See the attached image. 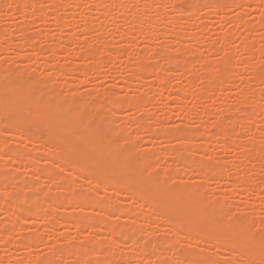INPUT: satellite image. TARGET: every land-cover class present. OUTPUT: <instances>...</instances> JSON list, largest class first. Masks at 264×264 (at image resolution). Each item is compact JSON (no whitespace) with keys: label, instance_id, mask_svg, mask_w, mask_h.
I'll return each instance as SVG.
<instances>
[{"label":"rangeland","instance_id":"1","mask_svg":"<svg viewBox=\"0 0 264 264\" xmlns=\"http://www.w3.org/2000/svg\"><path fill=\"white\" fill-rule=\"evenodd\" d=\"M19 1L20 0H18V2ZM52 1L53 2L56 1V3H59V4L53 3ZM113 1L117 2L118 0L117 1L116 0H24V2L20 1L21 3H17V0H15L14 2H16L19 5L22 4L24 6L25 10L23 9L21 10V9H18L19 7L16 8L17 4L14 3L15 5H13L12 0H0V69H1L0 71L6 72V74L0 72L1 74L0 76L5 75L4 77L3 76L0 77V82L1 80L2 82H4V83L1 82L3 84V86L2 85L1 86L7 89L6 86L9 85L8 83L10 80L11 85L15 86L17 84L16 86L18 90L22 89L24 91V89L25 90L27 89L31 93V90L34 88V90L36 91L35 92L36 94L35 93L33 94V91H32V93L30 94L32 98L39 97L40 100L43 99L41 101H46L45 99L52 98L53 100L51 99V101H54L53 105L57 106L60 112L61 110L63 111L65 108H67L66 105L70 106L69 103L72 102L73 104H71V107H69L71 110V113H69V115H70L72 122H74L75 126L80 127L81 130H83L84 125H86V128L90 127L89 130H91L92 128L93 130L95 129L93 133H95L96 131L99 133H102L101 134L102 140L104 139L105 141L108 142L109 140L111 141V139H113L116 144H121L124 150V155H122L123 157H121V161L125 157L129 159H140L144 156L146 152L147 157L150 156L148 157L149 158L148 166L150 167V169L148 168L149 170H147L146 174L150 175V177H155L156 174H158V172L160 171L163 172L165 168L169 167V164L171 162L170 159L172 160V162L174 160L175 164H177L175 165V169H174L175 172H173L172 174L171 173L172 171H171L170 173L171 175H174L175 173L176 176H177V173L179 174L177 177L175 176V181L178 184L180 183L181 185L186 183L185 186L187 185L188 187H190V185H198L200 190L204 193L208 202L212 203L210 204V207H212V205H215L216 203L222 200H227V203H230L227 210L230 208L228 210V213L231 214V215H228V217L229 216L232 217V219H230L232 224L237 223L239 224L240 227L246 226V223H244L243 221H240L241 216H243L242 215L243 213H245L244 216L248 217L249 223H251L249 220L253 221V223L255 224L257 222L254 220L263 221L264 220V192H263L264 189H262L261 187L264 186V184L262 183L264 182L263 181L264 180V171H263L264 170V156H262L264 155L263 154L264 153V76H263L264 75V27L262 26V24H264V0H260V1L259 0H245V2L243 0H170V1L166 0L167 3L164 2L165 0L163 2H161V0H156L157 2H155L154 0L152 2H155V3H153L152 6L148 7L146 4L143 8H142V5H140L139 3L137 4L131 3L132 0H119L117 2L121 4H123L124 2L125 6L124 5L121 6V4L117 5V3ZM134 1L139 2V0H133V2ZM158 1H160L161 4L163 3L164 5L162 4L161 6L159 4L160 2ZM212 1H214V3L218 2V9L216 10L213 9L214 8L213 6H212L213 8L209 7L213 3ZM32 2H36V5L38 6L37 9H39V11L36 9L37 10L36 13L35 11L32 13L29 11ZM112 2L113 4L115 3L116 5H113ZM210 2L212 3L208 5ZM140 3L142 4V2ZM144 3L145 1L143 2V5ZM99 4L101 6H99ZM54 5H57L58 7ZM50 6H54V7L50 9ZM115 6L119 7V9L116 8ZM160 6L162 8L161 9L158 8L159 12L162 9H163L162 11H164V13H162L161 11V13L164 14L160 16L162 19L159 18L158 16V15H161V13L160 14L158 13L157 8L154 9V7H160ZM107 7H110L109 10ZM122 7H123V10H121ZM40 9H42V11ZM154 10L157 12L158 15L155 13ZM141 13H144V15ZM58 15L60 18L58 17ZM80 15H83V16H80ZM127 16H128V19H127ZM131 16L132 18L133 16L135 17L137 16L138 18L137 17L136 18L138 20L140 17L145 16L143 17L145 18V22L148 21L149 24L152 23L154 27H155V24L159 28L162 25L163 27H161L160 29L158 27L151 28L153 32L151 31L152 34L149 33L151 37H148L149 34L148 36H146L147 34H144L146 33V30H143V28L140 27L138 24L140 20L138 21L136 18H134L135 20L132 22L134 26L133 25H131V27H129V25L127 26L131 30V31L129 30L130 32L128 31L129 34H127L129 36V38H127L129 41H127L126 43L124 42L125 44L121 45L123 44L121 42V30H122L121 27L122 25L126 26L128 22L126 21L123 24V21L131 19L130 18ZM61 17L63 20H61L60 22L58 19H61ZM152 18L156 19V21H154ZM157 18L161 19V21L166 20L165 23L169 21L171 28L169 30H165V29H168L167 23L166 24H163V22L160 23L161 21L158 20ZM56 19L58 20V22L56 21ZM85 19H88L86 24L84 23ZM164 25L167 28L163 29ZM85 27L86 29L84 30ZM143 27L145 29L144 25ZM123 28H125L126 31L128 30L126 27H123ZM159 30L160 32L162 31L164 32L159 33ZM189 32L192 34H190ZM241 33L243 34V36ZM177 34H179V37L177 36ZM239 35H241L242 37L240 36L241 37L240 38ZM192 36L194 38H192ZM130 37H133V38H130ZM222 37L224 41L222 40ZM23 38H25L28 42H26L25 39ZM242 38L244 39L242 40ZM130 39L131 40L133 39L134 41L132 40L131 42ZM240 39L242 41H240ZM5 40L8 41L9 43L7 42L8 44H5L6 43ZM241 42L245 45V47L244 45L242 46ZM246 44H247V47H246ZM248 46H250V48H248ZM148 47L149 49L152 47L153 48L155 47L154 50L152 48L154 52H152V50H148L147 49ZM242 47L244 48L241 49ZM106 48H109V49L106 50ZM90 50H93V52H91L92 54L94 53V51H96L95 53L101 52L100 54L102 56L100 57V54H99V59L97 60L96 58H98L97 57L98 55H96L95 53L91 55ZM142 50L143 52L140 53ZM144 50H147L146 53H144ZM103 51L105 52L108 51V52L103 53ZM149 51H151V53ZM113 52L114 54L117 55L115 56L116 58L113 60H108V58H110L108 57V55H110ZM231 52H234V53L232 54ZM229 53L232 54V57H233L231 59L232 61H230L229 59L231 57L229 56L230 55ZM142 54L144 55L143 56L144 58H142ZM154 54L156 55L154 56ZM147 55L149 56V58L146 57ZM160 55L164 56V58L166 59L161 58L162 56L160 57ZM168 55L171 57L168 61L169 63H167L166 61L168 58ZM91 56L93 57L95 56V58H92ZM103 56L105 57L102 58ZM226 58L227 60L232 62L230 63V65L227 64L228 61L226 60ZM94 59L95 61L97 60V62H99L100 59L101 60L103 59L102 63L100 64L95 62L98 64V67H99L97 68L98 69L97 71L95 70L96 72L91 71L90 69L87 70V67L90 68L93 66L92 64H94ZM182 59L184 60L187 59V61L183 60L184 61L183 62L181 61ZM138 61L140 62L142 61L143 67L150 66V69L156 66L153 69L155 71L156 70L158 71L160 70V68H163V67L165 68L166 66L167 67L172 66L171 69H168L166 67L167 68V69L165 68L166 71L164 69L165 75L167 77V85L163 87L164 90L160 91L162 88L157 84L155 78L153 77L155 75H153L152 73L151 75L146 74L147 77H145L144 81L142 82L138 81L136 77H133L134 75L132 74L134 73V71L140 68V67L139 68L137 67L139 66V64L137 65V63H139ZM170 61H172L173 63ZM180 62H182L181 63L182 67L184 66L183 68L187 72H184L183 68L181 67ZM223 62H224V66L226 67L222 65ZM225 62L227 65L225 64ZM185 63L186 64L189 63V64L186 66ZM144 64L146 66H144ZM164 64H166V66H164ZM175 64L177 65L178 68L175 66ZM157 65H159L160 68ZM59 66L60 67L69 66L70 68L75 67V69L80 67L87 71L86 73L83 74L77 71L76 72L72 71L74 70L72 68H71L72 70L71 69L66 70L67 69L66 68L65 70H63L64 72H61L60 70L61 68L59 69ZM185 66L188 67L189 69L188 68L186 69ZM156 68H159V69H156ZM131 69H134V71ZM180 69L183 71H181ZM215 69L221 72L220 77H218V80L220 82L218 83L216 81L218 84L215 83L216 86L212 88L211 84H209V81L211 78H214V76H216L214 75L217 72L215 71ZM229 70H232V71H229ZM8 71L10 74L8 73ZM171 71L172 72L175 71L174 72L175 74H172ZM219 72L216 74H219ZM225 72H228V75H231V74L232 76H234L233 74L236 75L235 78L233 77L234 78L233 81H231L232 78H230L231 79L230 80L231 82H229L230 85H228L229 83L227 84V82H225L226 80H224L228 78ZM130 73H131V76L129 75ZM252 73H254V76L255 74H257L256 78L258 79L260 77L259 79H262L263 81L260 82V80H258L257 82L256 78H253L252 80L253 76L252 77L250 76V75H253ZM30 74L32 75V77L37 76L36 80L33 78L29 80V76L31 77ZM206 74L210 76L212 75L211 77L209 76L210 79H208L207 76L205 77ZM223 74H226L225 78ZM17 75H18V79H23L25 82L28 79L26 83H24L23 81L24 87H22V84L20 82L21 80H17L18 83H16L17 81L15 82L14 79H17L16 77ZM22 76H24L26 80L24 77L22 78ZM2 78H5V79L3 80ZM32 79L34 82L31 81ZM220 79H222V81ZM245 79H248V81ZM36 81L37 82L39 81L40 84L37 83ZM14 82L16 83L15 85L13 84ZM32 83H37L38 84L37 87L41 88V91L39 90L37 91L38 88L35 89L36 84H32ZM213 83L212 85H215ZM11 85H9V87ZM28 85L29 86L35 85V86L28 87ZM208 86H209V90H208ZM47 90H50L49 92L51 93L47 94L48 92ZM202 90L205 91V93H203L204 95L200 97V93L203 92ZM245 90L247 91V93H245L246 92ZM179 91H181L183 95L180 96V98L178 99L176 98L177 96L176 93H178ZM41 93L43 94L41 96L44 97L45 99L40 97ZM102 93L105 95H102ZM241 93H243V95ZM51 94H53L55 98L51 97L52 96ZM100 95H102V97ZM104 96H106V101H105ZM250 96H251V101L254 99L255 102L253 101L251 104L248 103L249 105L247 106L245 98L246 100L248 97L250 99ZM98 97H101V98L99 99ZM110 97L112 99H109ZM136 97H138L137 98L138 102L136 101L135 103H133L132 104L133 107H131L130 104L127 105L131 98L136 99ZM239 97L241 98L244 97V98L240 100ZM58 98L60 99L62 98L61 101H63L64 103L67 100L68 104L65 103L66 105H64V103L62 102L63 103L62 105L61 104L56 105L60 103L59 102L60 99ZM94 98L99 100V102H97V100L93 101L95 104H98V105L94 104L95 106L94 110L92 111L90 109L91 111L89 110L87 112L88 119L86 115L85 116L86 119L84 122L85 124L83 123V125H81L78 119L81 117L83 118V116H81L83 113L82 114L80 113L84 112L86 108L84 106L83 108L81 105L80 106L78 105L91 102V100L92 99L94 100ZM103 98L104 100H102ZM237 98L241 102L237 100ZM113 99L116 100L115 103L120 102V105L116 107L115 105L113 106L110 105L109 100L112 101V104H113L114 103ZM73 100L76 101L75 102L76 104L73 102ZM124 103H126V106H124ZM179 103L181 104L179 105ZM228 104L231 106V108L233 106L234 109L233 108L229 109ZM73 105L75 106V108ZM119 106H121V109ZM59 107H61L62 109H60ZM118 107L119 109H116ZM81 108H83L84 110ZM97 108L99 109L100 115L108 116L110 112L112 114L114 112V114L116 113V116L112 117V114H110L109 117H111V119L108 118V120L104 123V125H99L100 126L99 127L98 124L100 123L98 121V117L97 118L95 117L97 115V113L95 112H98ZM226 108H228V110L230 111L231 110L233 111L228 112L227 110L225 112ZM66 110H68V108ZM222 110L225 112V115L228 116V117L225 116L226 119L224 121V127H223V130L225 129V131L227 130V132L229 133L228 134L224 131L226 135L228 136L230 135L229 137H227L229 138V141L227 140L226 143L224 142L226 145L222 143L221 138L219 139V141H217L218 137L223 136V135L220 134L222 131L220 130V128L218 130V127H216L214 123L218 112L222 113L223 115ZM244 110L247 111L248 115L244 112H241ZM3 111L4 109L0 108V113H1L0 126L2 125L4 127V130H3L4 134L2 133L3 136H0V137L2 138L5 137V139L3 138L5 142L2 141L3 145H1L2 142L0 141V147H1L0 155L2 154L1 155L2 157H0L1 165L6 162L5 160L7 158L10 159L11 157V155H8L9 154L8 149L11 150V148H14V147L21 148L24 146L25 148L26 147L31 148V150L33 151L35 144H32L30 141H26V139L24 140L23 137L33 136V134L39 131L38 129H40V135L44 137L43 139L46 141L50 140V142L52 141L51 140L52 134L55 132L54 134L56 137L55 139L53 138L54 142L52 141V144L55 143V140H59L61 136V133H62L61 128H58L57 126L53 125V124H56L53 121H51L52 124L51 122H49V124H43V125L39 124L37 121H34L33 123L36 125L35 126L32 122H29L26 119H24V117H18L16 118L15 121L11 120L12 121L11 122L7 118V116L4 114L5 112ZM204 111H206L207 114H205ZM228 113H232V114L229 115ZM89 114H91L92 116ZM244 114L247 115L248 117L246 118ZM229 116L230 117L232 116V119H229ZM113 118L114 119L118 118V119L113 120ZM141 118L142 120L144 119L145 121L144 120L142 121ZM237 118H240L242 120L241 122L246 120L245 124L242 123L243 125L242 124L240 125L239 123H237V122H240V120H238ZM93 119L96 120L94 122L95 125L92 122ZM132 120L133 122H131ZM137 120H140L141 122L138 121V124H137L136 123ZM235 121H237L236 124L237 126L238 125L240 126V129H238L239 126L238 128H234V125L236 124L232 122H235ZM96 122L98 123L96 124ZM120 122H123V124L121 125ZM139 123L140 125L145 124L144 126L150 125V127H153L152 128L153 130L147 129L148 131H152L151 134L153 136H151V134H148L151 137L146 135L148 131L144 132L145 130L144 126H138ZM230 123H231L232 128L230 127ZM78 124L80 125L78 126ZM214 125L217 129L216 128L214 129ZM11 127H15V128L17 127L19 132L20 133L23 132L21 134L22 135L24 134L25 136H22L20 134L21 136L19 135V138L17 137V139L12 138L11 134L16 129L13 128L14 130H12ZM140 127H142V129L144 128V130H142ZM176 129L177 131L179 130L178 133L180 134L181 133L184 134L186 132V131L184 132V130L186 129L188 130L187 133H190L191 129L192 131L195 130L194 132L197 134L199 132L198 130H200L201 133H199V135L197 136L191 135L192 136L191 138H190V135L188 134L189 139H185V137L187 136L182 135V134L180 135L176 132L178 136L180 135L182 138L184 137L183 139L182 138L181 139L185 141H182L179 138L180 136L178 137L176 134L175 135L178 137L177 139H175L176 136L173 137L172 136L173 134H170V136H172V139L166 140L165 138L168 137L169 135L168 132L175 133L174 130L176 131ZM154 130L156 131L157 134L155 133ZM238 130L240 131L238 132ZM160 131L161 133H159ZM214 131L215 132L219 131L218 136L216 135L217 140L213 138L212 139L213 141H209L208 143L204 142V139H206L205 141L208 140V136H205L204 134L210 135V133L212 134V132ZM116 132L117 133L119 132V134H117ZM163 132L164 134L167 132L165 134L166 137L164 136L165 138H162ZM194 132H191L190 134H193ZM114 133H116L117 135H115ZM201 135H204V136H201ZM213 135L214 134H212V136ZM22 139L23 141H25L24 142L25 144L23 143V141H21ZM8 145L10 148H7ZM182 147H183L182 150L184 152V153L182 152L183 154L188 155L190 153L191 157L189 156L188 159H191L193 161L192 163L190 160H187L190 162L188 164L187 161H182V160L177 159L176 156H178V154L181 153L180 148ZM252 147H255L256 149L255 148L253 149L254 151L256 150L257 151L256 152H254L253 150L251 151ZM2 148H5V149H2ZM29 148L28 150H30ZM243 148L250 149V152H252V154H255L253 156H256L258 158L251 157L252 155L249 152H246L248 150L244 151ZM172 149L175 151H178L179 149L180 150L178 151L179 152L178 153L175 151L174 152L171 151ZM187 149L189 150V153L187 152L188 151ZM31 150L29 152H31ZM42 150H43L42 148L38 147L37 149H34L33 151L34 158L37 159V161L35 160L31 161L33 162V167H32L33 169H31V167L28 168V167L23 166L25 165V158L21 159L22 163L24 162L23 164L17 161H16L17 163L12 161L13 163L12 164L11 161H9L11 165L10 164L8 165L10 166L14 165L13 168L16 167L17 170L16 168H14L15 169L14 173L12 175H7L5 177L7 178L9 176L8 178L10 179L7 178L8 179L7 181L10 180V182H13L15 186L24 185V183L26 182L25 179H28V180L31 179L30 181L34 182V185H36V187H28L31 189H28L25 187V191H22L21 193H23L25 197L28 196L29 198L34 196V198H31L32 200L35 198H40L41 195L45 193V191L46 192L48 191L47 195H49L50 197L47 198L48 201L45 200L47 202V203L45 202L47 206L46 204L44 205V207L46 206L44 208L45 209L44 215L47 216L48 218L49 217L48 213H50V215L51 213H53L54 215L56 213L57 216H55V218L58 217L56 219L58 222L55 221L56 222L55 226L50 228V227H47V224H45V221L47 218L45 217L43 218L42 216L38 218L36 217L35 218L29 217L28 219L25 218L26 221L25 220L23 221L22 217L21 219H18L17 217L20 216L19 213L16 212L15 209H14L15 211L12 210L14 207L13 206L14 203H12L13 199H10L12 197L11 196L12 194L10 196H6L7 193L8 194L12 193L10 191H14L13 194L15 195L16 190L12 189L9 192H7L8 190L4 188L1 189L0 191L1 196L4 195L5 199H8L7 201L5 200L6 201L5 202L4 197L2 196L0 197V199L3 198V200L1 199V201H4V204L6 203L8 205L7 206L5 204L7 208H9L8 210H10V207H11V210H10L11 213L13 214L17 213V215L19 216L17 215L11 216L6 213L4 214L0 211V233L1 235L6 236L7 242H8L7 245L5 244L4 248L0 246V255L2 256V259L0 260V264H33L34 263L33 261H36L39 256L41 255L43 256L44 254L50 255L48 254V251L51 250V249L49 250V248L53 246L55 247V245H57L56 248L59 247L58 250L55 249L58 252L61 251L60 247L63 248L62 253L69 249L74 248L73 247L74 245H79V246H75V248L77 247L79 248L80 246L82 247L83 244H85L87 247L88 245L87 239L90 238L89 235H92L91 234L92 231L88 230L90 227L88 229L84 227V229L86 230L81 232L82 236L80 235L76 237L77 234L74 233L73 235L75 237L74 236L72 237V233L74 232L73 227L72 228L70 226L66 227V225L63 223V222H66V217L74 215L76 213L75 211L79 210L78 209L79 207H77L76 205H73L72 203L71 205L70 203L69 205L68 203H65V204L62 203L63 205L58 203L56 204L57 208H55L54 211H52L53 209L51 208V206L48 205L49 202L50 203L52 202L51 196L55 192H57L56 189L57 190L59 189L57 186H55L56 184L53 183L56 181L54 176L52 177L50 176L51 178L54 179L52 180L50 178V180L52 181L48 179L49 177L48 178L45 177L47 180L46 181L43 178L44 175L36 171V169L37 170L39 169L40 163L42 166L43 164H45V162H47L46 163L47 166L50 165L49 162L45 158V153H44L45 150L44 151ZM6 151H8V153ZM197 154L199 156L203 155L202 158H200ZM242 154L247 155V157L242 156ZM159 156H163L161 157L162 159H160ZM3 157L4 159H2ZM192 158L194 159L196 158V160L199 159L200 161H197V162L199 163L200 166H198V163L196 164L195 162L196 160H193ZM255 158L256 160H254ZM202 160H204L205 162L203 161V163H201ZM52 161L53 162L55 161L54 164L58 165L57 160L55 158H53ZM93 162L94 161H91V163ZM34 164L39 167L34 166ZM70 164L71 163L70 162L68 163V161L61 162V165H63V166L60 165L61 168L62 167L64 168L65 166L67 168L69 166L68 167L69 169L65 168L64 171L63 170L58 171L60 168H57L56 170L58 172L55 171V174L58 173L60 177H65L67 179L71 176L69 175L70 170L76 169L75 172L78 171V175L75 172H74L75 174L73 173L74 175L70 173L73 175V178H70V180L72 179L73 180L72 181L69 180L71 182L69 183L70 187L75 189L76 191L74 193H78V192L79 193L89 192L91 194L96 193L97 195L96 194L95 195L98 196V198H101L102 196L106 197L109 195L114 196V194H116L115 192H112L114 189L112 190L111 187L109 189L98 187L99 185H101L102 180H104L99 175L92 174V176H94L92 179L94 180L97 178L101 179V180L98 179V182H101L99 183L98 186H97L98 183H96L97 181L93 180V182L95 183L94 184L92 183V179L90 183H86L87 179L88 181L90 180L89 179L90 173L84 172L83 170H78V168H75L76 166L74 167L73 164L71 165ZM184 164L185 165L188 164V167L185 166ZM201 164L202 165L204 164V166L206 165L207 167L209 166V168L210 167L214 168V170L210 172V170L213 169L211 168L208 173L206 169V173H207L205 174V176L207 175L206 178L204 176H200V174L198 173L199 169H197V167L204 168V167H201L202 166ZM8 165L5 164V167H7ZM117 165H115L114 163L111 166L112 169L110 170L111 172L110 175L113 177L116 176V172L119 170V167H120L119 162ZM10 166H8L7 168H10ZM195 166L196 168H194ZM214 166H218L219 169L218 168L217 169L219 170V172H221V175H223L222 178L220 177L221 175H219L217 172H215L213 175V172L215 171V168H216ZM25 168H28V169H25ZM220 168L223 170H220ZM36 173H39V174L36 175ZM84 173H86L87 175H85ZM216 173L218 176L216 175ZM152 174H154V176ZM75 175L77 177H75ZM80 175L81 176L83 175L89 178L86 179L85 177V179L82 180L84 182H82L80 179L84 177L82 176L80 178ZM227 175H229L228 178H227ZM28 176L30 179L28 178ZM215 176H217L218 178L220 177V178L217 180L216 179L217 177ZM244 178L246 182H244L245 180L242 181V179ZM1 181L3 182V183L0 182L1 184H4V185L7 184L6 180L2 179ZM10 182L8 183L10 184ZM91 183L92 185H96V187L92 186ZM260 183H262L263 186L262 185L260 186ZM87 184L90 186H88ZM40 186L43 189L40 188ZM97 187L99 189L91 190V188L94 189ZM3 190L5 191L4 192L5 194H3ZM123 190L125 189H122L121 194L124 193L125 195L120 194V197L118 198V199L122 198L120 199V202H119V206H120L119 208L121 207L124 208V206L125 207H128V206L139 207L140 205L138 204H140L141 202L139 200L140 198H136L135 200L130 199L128 192H124ZM70 191H72V189ZM117 197L118 195L115 197L116 200H117ZM108 199H110V197H108ZM30 200H28L27 198V200L23 201L24 204H22L23 202H20L19 206L21 207L22 205L23 206L26 205V202ZM110 200L114 201L112 198ZM130 200H134V201L131 202ZM136 200L138 201V203ZM9 201L12 203L10 207H9L10 205ZM117 202L115 203L116 205H117ZM116 205L113 206L114 209L111 207L112 208L111 212L115 210V207H118V205L117 206ZM88 208L90 210H88ZM144 208L145 207L140 208V209H143V211L142 210L141 211L147 214L146 216V219H147L149 215L148 213H146L147 211L145 210L146 208L145 209ZM55 210L57 211L59 210L60 212L57 213ZM85 210L86 212L90 213L89 215H84L86 212L83 213L85 218L91 217L92 215L94 216V214L97 213L96 211L97 209H95L92 206L87 207V209ZM114 212H116V210ZM113 213H109V216L114 217V223H116V221H119L117 218L118 216L116 217L117 214L112 215ZM232 214H234V217ZM150 218L151 217H149V219ZM59 219H61V221ZM153 219H155V217ZM236 220H238L239 222ZM22 221L26 223H23ZM110 221L113 222V218H111ZM120 221L122 220L120 219ZM138 222L140 224L141 222H143L141 225H143V228H144V231H142L141 240H140V243H142L144 246L143 245L140 246L142 247L140 248V250H144L143 247L146 248V245L148 244L151 245L153 243H158L159 240L163 238L165 235L167 236V234L168 235L174 234L172 231L168 230L166 226L159 224L161 221L160 222L158 221L159 225L156 224L157 225L156 227H155V223H147V226L149 224V227L147 229V226H145L147 222L146 220L144 221L137 220L134 217L128 218L125 220V224H127L124 227L125 231L123 230L122 231L123 234H121L123 235V237L117 233L114 235V237H116L117 239V242L113 240V243L116 242L118 244V242H120V246H121L120 251L124 258H125V255L127 256L132 249L131 246H129L131 245L130 244L131 240L128 239L129 237L128 235H126V233L131 234V231H133L132 229L136 226V224H138ZM253 223L251 224L253 225ZM254 228L258 229L257 226H255ZM72 229H73V232H72ZM179 230L183 232V229H179ZM179 230H176V233H177V234L175 233L176 235H179ZM100 231L98 230V234H96L97 238H100L101 240L104 237L107 240V237L109 235L105 231H103V229L102 230L100 229ZM2 232L4 234H2ZM181 232L180 234L183 235L184 233L182 234ZM262 232L258 231V234H261ZM86 233L88 234L90 233V234L88 235ZM34 234L37 237L31 236ZM63 234H66V237H69V235H71L70 237L72 238H70V240H66V238L62 236ZM24 235L27 236V237L25 236L26 238L31 236L32 239H34V241L31 239L32 244L30 243V246L26 245L24 247L19 248L21 245L19 244L16 245V243H19L20 240H22V242L24 243L25 241ZM86 235L88 236V238L85 239L87 242L84 240L83 244H81L84 237L85 238L87 237ZM176 235L173 236L175 240L172 237V240H173L172 245L170 243V245L174 247L178 245L176 246L177 248H175L177 250H173L174 248L172 247V250L176 251V254L171 256L173 252L172 253L170 252L171 253L170 255L169 252L167 251L168 253H163L164 255L162 256L170 255L172 258L171 261L173 262L172 264H175L178 260L179 261L177 264H207V262H205V259L203 260V258H199V259L193 258V260L195 259L194 261H196V263L194 261H191L192 263L188 260L186 261L184 260V258L185 259L188 258L186 257L187 255L191 257V255H189V253L193 252L191 250L197 251L196 253H201V254L204 253L205 255H207L209 254L208 252L213 250V247L211 248V246L213 245H211L210 243L208 244L200 243L199 242L200 237L198 238L197 236L194 237L193 239L186 240L185 235L184 237L182 236L180 238L179 236H176ZM78 237L80 238V240H78L79 239ZM109 238H111V240L109 239L110 241L108 240V243H111L113 237H109ZM125 239H126V243H125ZM54 241H57V242L55 243ZM173 242H175V244ZM60 243L62 244L64 243V244L62 245ZM113 243L111 244L112 247L117 246V244L115 245ZM20 244H21V241H20ZM58 244H60L61 246L60 245L58 246ZM161 245L159 247H163ZM170 245L168 244V246ZM120 246L118 245L117 247L120 248ZM165 246L166 244H164V247ZM165 250H168V249L165 248ZM170 250L171 248L169 249V251ZM181 250H183V254L181 253L182 252ZM186 250H189V251L187 252ZM146 251L147 250L143 251L144 258L142 259V264H152V263L154 264L156 262H159V264H164L170 261L169 260L170 258H168L169 257L168 256L165 262L161 263L159 259L156 260L155 259L156 257H152L153 256L152 251H150L151 252L150 254L148 253L149 255H151V258L148 254L146 256L145 254ZM179 252L181 254L179 255V257L180 256L182 257L181 258L178 257L179 258L178 259L176 256H178ZM224 252L221 251L220 253L219 251L218 253L219 257H218V260L216 261L217 264H221L222 261L223 262L226 261L225 260L226 257L230 256V254H228L229 252H225V253ZM95 253L92 252V255L93 254L95 255ZM97 254L99 255L98 252L96 253V255ZM102 254L100 253L101 258L104 255ZM60 255H62L61 252H60ZM105 255L108 256L107 253ZM129 255L132 256L134 254L130 253ZM139 256L136 255V257L132 256L130 258L127 256L126 259H123L122 257L121 259H123L124 262L123 260L121 262V260L119 259L120 263H117V264H139L141 263V259H140L141 257L139 258ZM54 257L57 258V255L54 254ZM254 257L256 259L258 255H254L252 258L253 260H255ZM164 258L165 257H162V259ZM258 258L255 261L260 262ZM108 259H111V262L114 261V257L112 255L109 256ZM153 259L154 261H152ZM28 261L30 262L28 263ZM76 263L78 262H73L72 264H76ZM255 264H257V262Z\"/></svg>","mask_w":264,"mask_h":264},{"label":"bare ground","instance_id":"2","mask_svg":"<svg viewBox=\"0 0 264 264\" xmlns=\"http://www.w3.org/2000/svg\"><path fill=\"white\" fill-rule=\"evenodd\" d=\"M13 1V5H15V4H17V3H21V2H24V0H20L19 2H18V0H17V3L16 2H14L15 0H12ZM117 1V0H116ZM119 1V0H118ZM117 1V2H118ZM145 1V3H144V5H143V2ZM152 1H154V0H139V2H136V1H134L133 2V0H132V2L131 3H134V4H137V3H139L140 5H142V8L147 4V6L149 7V6H152V4L153 3H155V2H157L156 0H155V2H152ZM164 0H161V2H163ZM168 1V0H167ZM170 1V0H169ZM244 2H245V0H243ZM260 1V0H259ZM53 2V1H52ZM103 2V1H102ZM113 2H115V1H113ZM113 2H112V4H113ZM117 2H115V3H117ZM136 2V3H135ZM140 2H142V4L140 3ZM152 2V3H151ZM158 2H160V1H158ZM161 2L159 3L161 6H162V4H161ZM165 3H167L166 2V0L164 1ZM199 2V1H198ZM213 2V3H212ZM212 2H210L208 5H210L211 3V5L209 6V7H211V8H213V9H218V2L217 3H214V1H212ZM243 2V3H244ZM11 3V2H10ZM15 3V4H14ZM53 3H56V1H54ZM104 3V2H103ZM103 3H102V5H103ZM113 4V5H116V4ZM242 3V2H241ZM56 4H59V3H56ZM76 4V3H75ZM118 4H121V3H117V5ZM151 4V5H150ZM11 5V4H10ZM51 5H52V3H51ZM124 5V2H123V4H121V6H123ZM164 5V4H163ZM220 5V4H219ZM242 5H244V4H242ZM8 6V5H7ZM6 6V7H7ZM41 6V5H40ZM54 6H56V7H58L57 5H54ZM54 6H50V9L51 8H53ZM99 6H101L100 4H99ZM120 6V7H121ZM125 6V5H124ZM146 6V7H147ZM154 7V9H156L157 8V11H158V13L160 14L161 13V11L163 10H160V12H159V9H161L162 7ZM213 6V7H212ZM233 6V5H232ZM19 7V8H18ZM55 7V8H56ZM60 7V6H59ZM106 7V6H105ZM104 7V8H105ZM116 8H118L119 9V7H117V6H115ZM16 8H18V9H23V10H25V8H24V6L22 5V4H17V7ZM38 8V6L36 5V2H32L31 3V6H30V12L32 13V12H34L35 11V13L37 12V10L39 11V9H37ZM42 8V7H41ZM47 8H48V6H47ZM108 8V10H109V8L110 7H107ZM159 8V9H158ZM192 8V7H191ZM37 9V10H36ZM62 9V8H61ZM112 9H113V7H112ZM173 9H175V8H173ZM179 9V8H178ZM41 11H42V9H40ZM121 10H123V7H122V9ZM143 10V9H142ZM177 10V9H176ZM184 10V9H183ZM104 11V10H103ZM107 11V10H106ZM155 11V10H154ZM45 12V11H44ZM43 12V13H44ZM123 12V11H122ZM47 13V12H46ZM119 13H120V11H119ZM138 13V12H137ZM155 13L157 14V12L155 11ZM154 13V14H155ZM162 13H164V11H162ZM161 13V15H158L159 16V18H161L160 16H162V15H164V14H162ZM190 13V12H189ZM141 14H143L144 15V13H141ZM80 16H83V15H80ZM126 16V15H125ZM146 16V15H145ZM145 16H142V17H140L139 18V20H140V22H142V23H138L139 24V26L140 27H142L143 28V30H146V33H144L143 31V33L144 34H147L146 36H148V34L150 33V34H152L151 33V28H153L154 27V25H152V23L151 24H149V22L147 21V22H145V18H143V17H145ZM154 16H156V15H154ZM157 16V17H158ZM58 17H59V15H58ZM137 17V16H136ZM135 16H133V18H132V16L130 17L131 19H133V20H131V19H129V20H125V21H123V24H124V22H126V21H128L127 22V24H126V26H123L122 24V27H121V42L123 43V44H121V45H124L127 41H129L127 38H129V36L127 35V34H129V32L131 31L127 26L129 25V27H131V25H133V21L135 20L134 18H136ZM60 18V17H59ZM85 18H86V16H85ZM138 18V17H137ZM136 18V19H137ZM156 18V17H155ZM84 19V18H83ZM126 19V18H125ZM127 19H128V16H127ZM146 19H148V18H146ZM153 19V18H152ZM158 19V18H157ZM162 19V18H161ZM161 19H158V20H160L161 21ZM60 22H61V20H63L62 19V17H61V19H58ZM58 20L56 19V21L58 22ZM138 20V19H137ZM136 20V21H137ZM138 20V21H139ZM143 20H144V22H143ZM150 20V19H149ZM154 21H156V19H153ZM239 20V19H238ZM85 22V24H86V22L88 21V19H85L84 20ZM121 21V22H122ZM137 21V22H138ZM166 21V20H165ZM165 21L163 20V21H161L160 23H162L163 22V24H166L167 23V27H168V29H165V28H167L165 25H164V28L163 29H165V30H169L170 28H171V25H170V23H169V21L168 22H166L165 23ZM172 21V20H171ZM170 21V22H171ZM157 22H159V21H157ZM175 22V21H174ZM173 22V23H174ZM172 23V22H171ZM243 23V22H242ZM99 24V23H98ZM100 24H102V23H100ZM145 26V29H144V27H143V25ZM58 25V24H57ZM142 25V26H141ZM175 25V24H174ZM173 25V26H174ZM245 25V24H244ZM101 26V25H100ZM103 26V25H102ZM134 26V25H133ZM160 26V25H159ZM262 26L264 27V24H262ZM24 27H25V25H24ZM123 27H126L128 30L126 31V29L125 28H123ZM158 26H156V24H155V27L154 28H157ZM161 27H163V25L161 26ZM160 27V28H161ZM196 27V26H195ZM247 27V26H246ZM21 28H23V27H21ZM159 28V27H158ZM159 28V29H160ZM86 29V27L84 28V30ZM163 29H161V30H163ZM199 29V28H198ZM235 29V28H234ZM82 30H83V28H82ZM130 30V31H129ZM23 31V30H22ZM102 31V30H101ZM129 31V32H128ZM157 31V30H156ZM247 31H249V30H247ZM247 31H245V32H247ZM85 32V31H84ZM153 32V31H152ZM162 32H164V31H162ZM162 32H160V30H159V33H162ZM167 32V31H166ZM173 32V31H172ZM237 32H239V31H237ZM175 33V32H174ZM190 33V32H189ZM243 33V32H242ZM241 33V34H242ZM23 34V33H22ZM142 34V33H141ZM150 34H149V36L148 37H151L150 36ZM190 34H192V33H190ZM240 34V33H239ZM246 34V33H245ZM143 35V34H142ZM234 35V34H233ZM235 35H236V33H235ZM177 36L179 37V34H177ZM195 36V35H194ZM224 36V35H223ZM241 35H239V37H240ZM242 36H243V34H242ZM241 36V37H242ZM145 37V36H144ZM225 37V36H224ZM240 37V38H241ZM130 38H133V37H130ZM191 38V37H190ZM192 38H194L193 36H192ZM226 38V37H225ZM9 39V38H8ZM23 39H25V38H23ZM148 39H150V38H148ZM227 39V38H226ZM244 38H242V40H243ZM133 40V39H132ZM132 40L130 39V41L132 42ZM136 40V39H135ZM180 40V39H179ZM222 40L224 41V39H223V37H222ZM241 39H240V41H242ZM6 41V40H5ZM25 41L26 42H28L26 39H25ZM134 41V40H133ZM148 41V40H147ZM254 41V40H253ZM259 41V40H258ZM8 41H6V43L5 44H8L7 43ZM125 42V43H124ZM149 42V41H148ZM221 42V41H220ZM244 42H246V41H244ZM242 43V42H241ZM111 45V44H110ZM127 45V44H126ZM225 45V44H224ZM244 44L242 43V46H243ZM118 46V45H117ZM181 46V45H180ZM240 47V46H239ZM244 47H245V45H244ZM244 47H242L241 49H243ZM246 47H247V44H246ZM153 48V47H152ZM152 48H150L149 49V47L147 48L148 50H152ZM155 48V47H154ZM154 48H153V50H154ZM232 48V47H231ZM231 48H230V50H231ZM248 48H250V46H248ZM247 48V49H248ZM263 48V47H262ZM261 48V49H262ZM93 49V48H92ZM105 49V48H104ZM103 49V50H104ZM109 48H106V50H108ZM238 49H240V48H238ZM246 49V50H247ZM113 50V49H112ZM112 50H111V52H112ZM152 50V52H154ZM182 50V49H181ZM183 50H184V48H183ZM186 50V49H185ZM245 50V49H244ZM249 50V49H248ZM110 51V50H109ZM146 51L147 50H144V53H146ZM157 51V50H156ZM187 51V50H186ZM233 51V50H232ZM91 52H93V50H90V54L91 55H93L96 51H94V53L92 54ZM106 52H108V51H106ZM105 51H103V53H106ZM143 52V50L140 52V53H142ZM150 53H151V51H149ZM158 52H160V51H158ZM163 52V51H162ZM165 52V51H164ZM167 52H169V51H167ZM224 52V51H223ZM101 53V52H100ZM100 53H95L96 55H98L97 57L98 58H96L97 60L99 59V54ZM110 53V52H109ZM108 53V54H109ZM139 53V54H140ZM157 53V52H156ZM166 53V52H165ZM164 53V54H165ZM183 53H184V51H183ZM188 53V52H187ZM232 54L234 53V52H231ZM231 53H229L230 55L229 56H231L229 59H230V61H232L231 59L233 58L232 57V54ZM247 53V52H246ZM114 52L113 53H111L110 55H108V57H110V58H108V60H113V59H115L116 57L115 56H117L116 54H114ZM163 54V53H162ZM249 54H251V53H249ZM88 55V54H87ZM107 55V54H106ZM153 55V54H152ZM156 54H154V56H155ZM81 56V55H80ZM102 55L100 54V57H101ZM144 55L142 54V58H144L143 57ZM162 55H160V57H161ZM167 56V55H166ZM225 56H226V54H225ZM258 56V55H257ZM92 58H95V56L93 57V56H91ZM105 56H103L102 58H104ZM107 57V56H106ZM114 57V58H113ZM146 57H148L149 58V56L147 55ZM151 57V56H150ZM159 57V58H160ZM82 58V57H81ZM90 58V57H89ZM112 58V59H111ZM141 58V57H140ZM139 58V59H140ZM161 58H164V56H162ZM171 57L168 55V58H167V63H169L168 61H169V59H170ZM173 58V57H172ZM138 59V60H139ZM152 59H153V57H152ZM155 59V58H154ZM164 59H166V58H164ZM180 59V58H179ZM225 59V58H224ZM224 59H223V61H224ZM97 60L95 61V59H94V64H92L93 66L92 67H90V68H88L87 67V70H91V71H97L98 69L97 68H99L98 67V64L97 63H102V60L100 59V61L99 62H97ZM105 60V59H104ZM144 60V59H143ZM142 60V61H143ZM176 60V59H175ZM184 59H182L181 61H183ZM226 60H227V58H226ZM235 60V59H234ZM106 61H107V59H106ZM142 61L140 62V61H138L139 63H137V65L139 64V66H137L139 69L137 70L136 69V71H134V69H131V70H133L134 71V73L132 74V75H134L133 77H136L137 79H138V81H144V79H145V77H147V75L146 74H150L151 75V73L153 74V75H155V76H153L154 78H155V80H156V82H157V84L162 88L160 91H162V90H164L163 89V87H165L166 85H167V77H166V75H165V71H166V69L168 68V69H171V67L169 66V64H168V66L170 67H167L166 66V64H164V66H166L165 68L163 67V68H160L159 67V65H157L159 68H160V70H153L154 69V67H156V66H151V67H153L152 69H150V66L149 67H147L145 64H144V66H146V67H143V63H142ZM158 61H159V59H158ZM165 61V60H164ZM165 61V62H166ZM184 61H187V59L186 60H184ZM183 61V62H184ZM228 61V62H227ZM226 62H227V64H229L230 65V63H232V62H230L229 60H227ZM95 62H97V63H95ZM170 62H172V61H170ZM226 62H225V64H226ZM73 63H75V62H73ZM72 63V64H73ZM142 64V66H141V64ZM164 63V62H163ZM173 63V62H172ZM182 62H180V64H181ZM190 63V62H189ZM188 63V64H189ZM71 64V65H72ZM179 64V65H180ZM186 64V63H185ZM188 64H186V66L188 65ZM226 64V65H227ZM244 64V63H243ZM68 65H70V64H68ZM170 65H172V64H170ZM222 65L224 66V62L222 63ZM79 66H81V65H79ZM89 66V65H88ZM174 66V65H173ZM175 66L177 67V65L175 64ZM185 66V68L187 69L188 67H186ZM219 66V65H218ZM254 66V65H253ZM74 67V66H73ZM78 67V66H77ZM85 67V66H84ZM181 67H182V64H181ZM184 67V66H183ZM182 67V68H183ZM217 67V66H216ZM224 67H226V66H224ZM61 68V69H60ZM67 68V69H66ZM72 68V67H71ZM69 66H59V69L61 70V72H64L63 70H68V69H71ZM146 68H148V69H146ZM159 68H156V69H159ZM178 68V67H177ZM218 68V67H217ZM72 69H74V70H72ZM71 70L72 71H74V72H80V73H86V71L87 70H84V69H82V68H76L75 69V67L74 68H72ZM164 69H165V71H164ZM189 69V68H188ZM219 69V68H218ZM229 69V68H228ZM243 69V68H242ZM1 70V69H0ZM70 70V71H71ZM181 70V69H180ZM183 70H184V72H187V71H185V69L183 68ZM183 70H181V71H183ZM85 71V72H84ZM95 71V72H96ZM133 71H131V72H133ZM173 71V70H172ZM171 71V73L172 74H175L174 72H172ZM212 71V70H211ZM215 71H217L216 73H218L219 72V70H216L215 69ZM221 71H223V70H221ZM229 71H232V70H229ZM1 73H5L6 74V72L5 71H0ZM184 72H182V73H184ZM214 72V71H213ZM245 72V71H244ZM258 72V71H257ZM8 73H9V71H8ZM176 73H177V71H176ZM214 74V75H216V76H214V78H209V76L210 75H205V77L207 76L208 77V79H210V81H209V84H211V86H212V88L214 87V86H216V84H218L220 81L218 80V77H220V74H221V72H219V74ZM226 74H227V76H228V78H226V79H224L225 78V76H226V74H223L224 75V80H226L225 82H227V84L229 83V82H231V81H233V79L236 77V75L235 74H233L234 76H232V74L231 75H228V72H225ZM256 73V72H255ZM259 73H261V72H259ZM258 73V74H259ZM10 74V73H9ZM9 74H8V76H9ZM253 75H250L251 77H252V80H253V78H256V76H257V74H255V76H254V73H252ZM1 75V74H0ZM31 75V74H30ZM81 75V74H80ZM130 76H131V73L129 74ZM263 75V74H262ZM3 77L5 76V75H2ZM2 76H0V77H2ZM7 76V77H8ZM149 76V75H148ZM212 76V75H211ZM210 76V77H211ZM232 76V77H231ZM250 76H249V78H250ZM264 76V75H263ZM262 76V77H263ZM6 77V78H7ZM17 77V79H14L15 80V82L17 81V80H21L20 82H21V84H22V87H24V84H23V79H18V75L16 76ZM24 76H22V78H23ZM37 77V76H36ZM36 77L35 76H33L32 77V75H31V77L29 76V80L31 79V78H33V79H35L36 80ZM150 77V76H149ZM222 77V76H221ZM234 77V78H233ZM21 78V77H20ZM25 78V77H24ZM230 78H232V80L230 79ZM260 78V77H259ZM257 79L256 78V80H257V82H258V80H260V82H262L263 80L262 79ZM3 80L5 79V78H2ZM33 79L31 80V81H33ZM40 79V78H39ZM25 80H26V78H25ZM28 80V79H27ZM27 80H26V82H27ZM221 81H222V79H220ZM223 80V81H224ZM231 80V81H230ZM245 80H247L248 81V79H245ZM215 81V82H214ZM218 83H217V82ZM1 82H2V80H1ZM0 82V108H2V109H4V111L3 112H5L4 114L7 116V118L11 121V120H13V121H15L16 120V118H18V117H24V119H26L27 121H29V122H34V121H37L39 124H49V122H51V121H53V122H55L56 124H53V125H55V126H57L58 128H61V130H62V133H61V136H60V138H59V140H55V143L54 144H52V141L54 142V139H55V132L52 134V137H51V142H50V140L49 141H46V140H44L43 138V136L42 135H40V129H38L39 131H37L35 134H33V136H25L24 134L22 135L21 133H23V132H19V130H18V126L15 128V127H11L12 128V130H14L13 128H15L16 130L11 134V137L12 138H15V139H17V137L19 138V135L21 134L22 136H25V137H23L24 138V140L26 139V141H30L32 144H35V147L33 148V151H34V149H37L38 147H40V148H42L43 150L42 151H44L45 150V158H46V160L49 162V166H51V167H49V166H47L46 165V163L47 162H45V164H43V166L41 165V163H40V167L39 166H37V165H35L34 164V166H37V167H39V169L37 170L36 169V171L37 172H40V173H42L44 176H43V178H44V180H46V178L45 177H49L48 179L50 180V178L52 177V176H54V178H55V182H53V183H55L56 185L55 186H57L58 187V189L59 190H57L56 189V191L57 192H55L52 196H51V199H52V202L50 203L49 202V206H51V208L53 209L52 211H54V209L55 208H57V205L56 204H62V203H68V205H69V203H70V205H71V203L73 204V205H76L77 207H79L78 209L79 210H77V211H75L76 213L74 214V215H71V216H69V217H66V222H63L65 225H66V227L67 226H70L71 228L73 227V229H74V232H73V229H72V237L74 236L73 234L75 233V234H77L76 235V237L77 236H80L81 235V232H83L84 230H86V229H88L89 227V229L88 230H91L92 231V235H89L88 233H86V234H88L89 236H90V238H88V236L85 238L84 237V239L82 240V243L81 244H83V241L85 240V239H87V241H88V245H87V247H86V245L85 244H83L82 245V247L80 246L78 249L77 248H75V246H79V245H74L73 247L74 248H72V249H69V247H68V249L69 250H67V251H65V252H63L62 253V249L63 248H61L60 247V252H61V254L62 255H60V252H58L57 250L59 249V247L58 248H56V246L57 245H55V247L53 246V247H51V248H49V250L51 251H48V254H50V255H41V256H39L38 258H37V260L36 261H33L34 263L33 264H72L73 262H78V263H76V264H117V263H120V261H119V259L121 260V262H122V260L123 259H126L127 258V256L130 258V257H136V255L137 256H139V258L141 259V263H139V264H142V259L144 258V256H143V251H145V250H147L146 251V256H147V254L149 253H151L150 251H152V254H153V256L152 257H156L155 259L156 260H158L159 259V261H161V263H163V262H165V260L167 259V257L168 258H170L169 260L170 261H168L167 263H164V264H172L173 262L171 261V256H173V255H175L176 254V251H173V250H177V249H175V248H177L176 246H178V245H176L175 247L174 246H171L172 245V237L173 236H175L177 233H176V230H179V229H183V232H181V230H179V235H176V236H179V238L180 237H184V235H185V238H186V240H189V239H193L194 237H200V239H199V242L200 243H210L211 245H213V246H211V248L213 247V250H211L210 252H208L209 254H207V255H205L204 253L203 254H201V253H196L197 251H194V250H191V251H193L192 253H189V255H191V257H192V259H191V257H189L188 255L186 256V257H188V258H184V260H188V261H194L193 260V258H203V260L205 259V262H207V264H217L216 263V261L218 260V257H219V251H220V253H221V251H225V252H229L228 254H230V256L229 257H226V261H222L221 262V264H255L256 262H257V264H258V262L259 261H255V260H257V258L260 260V262H259V264L260 263H262V264H264V220L263 221H259V220H254V221H256L257 223L255 224V223H253V221H251V220H249L251 223H253V225L251 224V223H249L248 222V217L247 216H244L245 215V213H243L242 215L243 216H241V219H240V221H243L244 223H246V226H244V227H240L239 226V224H237V223H231V220L230 219H232V217H228V215H231L230 213H228V210L230 209H228L227 210V208H228V206L230 205V203H227V200H222V201H220V202H218V203H216L215 205H212V207H210V204H212V203H210V202H208V200L206 199V197H205V195H204V193L200 190V188H199V186L198 185H190V187H188L187 185V187L185 186V184H183V185H181L180 183L178 184L176 181H175V173H174V175H171V173L173 174V172H175V165H177V164H175V161L173 160V162H172V160L170 159V164H169V167H167V168H165L164 170H163V172H161V174H160V172H158V174H156V176L155 177H150V175H147L146 174V172H147V170H149L150 169V167L148 166V157H150V156H148L147 157V154H146V152H145V154H144V156H146V157H142V158H140V159H129V158H124L122 161H121V157H123L122 155H124V150H123V146L121 145V144H116L115 143V141L113 140V139H111V141L109 140L108 142L107 141H105L104 139L102 140V137H101V134L102 133H99V132H95V133H93L94 132V130H93V128L91 129L92 130V132H91V130H89L90 129V127H88V128H86V125H84V128H83V130H81V128L80 127H76L75 126V124H74V122H72V120H71V118H70V115H69V113H71V110H70V108L69 107H71V104H73L72 102H70L69 104H70V106H68V105H66L65 103H67V100L65 101V103L63 102V101H61V99L60 98H58V99H60V103H58V104H56V105H59V104H63L64 103V105H66L67 106V108H68V110H66L67 108H65L63 111L61 110V112H60V110L57 108V106H55V105H53V102L54 101H51V99H48L47 97V99L49 100H47V99H45L44 97H42L41 95H43L42 93L40 94V97L41 98H44L46 101H41V100H43V99H41L40 100V98L38 97V98H32L31 97V93H32V91H33V94L36 92L35 90H34V88L31 90V93L29 92V90H25L24 89V91L21 89H17V84L16 83H18V81L15 83H13L15 86H13V85H11L10 84V80H9V85H11L10 87H9V85L8 86H6V88L7 89H5V88H3L2 86H3V84L2 83H4V82H2L1 83ZM25 81H24V83H26ZM34 82V81H33ZM37 82V81H36ZM214 82V83H213ZM31 83V82H30ZM29 83V84H30ZM37 83H39V81L37 82ZM37 83H32V84H36V88L35 89H37L38 87H37ZM212 83L213 84H215V85H212ZM40 84V83H39ZM226 84V85H227ZM233 84V83H232ZM247 84V83H246ZM262 84V83H261ZM2 85V86H1ZM20 85V84H19ZM18 85V86H19ZM228 85H230V83L228 84ZM259 85V84H258ZM13 86V87H12ZM35 85H33V86H29L28 85V87H34ZM9 87V88H8ZM27 87V88H28ZM211 89V88H210ZM249 89V88H248ZM41 91V88H38L37 89V91ZM208 90H209V86H208ZM48 92H47V94L48 93H51V92H49L50 90H47ZM203 91V90H202ZM246 91V90H245ZM250 91V90H249ZM44 92V91H43ZM46 93V92H45ZM203 93H205V91H203V92H201L200 93V97L202 96V95H204ZM245 93H247V91L245 92ZM36 94V93H35ZM38 94V93H37ZM242 95H243V93H241ZM52 96L51 97H54L55 98V96H53V94H51ZM102 95H105V94H103L102 93ZM102 95H100L101 97H102ZM177 95V96H176ZM176 98H180V96H182L183 95V93L181 92V91H179L178 93H176ZM47 96V95H46ZM101 97H98L99 99L101 98ZM105 97V101H106V96H104ZM242 97V96H241ZM241 97H239L240 98V100L241 99H243V98H241ZM137 98L138 97H136V99H134V98H129L130 99V101L128 102V104L127 105H131V107H133L132 106V104L133 103H135L136 101H137ZM109 99H112L111 97L109 98ZM53 100V99H52ZM57 100V99H56ZM95 100H97V99H95L94 98V100L92 99L91 100V102H88V103H84V104H79L78 106H84L86 109H85V111L84 112H81L80 114H85V115H81V116H83V118L81 117V118H79L78 120H79V122L81 123V125H83V123L85 122V116L88 114L87 112L91 109L92 111L94 110V108H95V106H94V102L93 101H95ZM102 100H104V98L102 99ZM122 100V99H121ZM121 100H119V101H121ZM237 100H239L238 98H237ZM239 100V101H240ZM249 100V101H248ZM48 101V102H47ZM108 101V100H107ZM115 99H113V104H112V101H110L109 100V104L110 105H115V107L116 106H118V105H120V102H116L115 103ZM244 101V100H243ZM245 101H246V103H247V106L249 105L248 103H252L253 101H254V99L251 101V96H250V99H249V97L247 98V100H246V98H245ZM63 102V103H62ZM73 102L75 103L76 101H74L73 100ZM93 102V103H92ZM97 102H99V100H97ZM96 102V103H97ZM138 102V101H137ZM241 102V101H240ZM255 102V101H254ZM122 103V102H121ZM245 103V102H244ZM243 103V104H244ZM68 104V103H67ZM76 104V103H75ZM181 103H179V105H180ZM63 105V106H64ZM95 105H98V104H95ZM229 105V104H228ZM235 105H236V103H235ZM240 105V104H239ZM74 106V105H73ZM124 106H126V103H124ZM62 107V106H61ZM61 107H59L60 109H62ZM83 107V108H84ZM97 107V106H96ZM99 107V106H98ZM114 107V108H115ZM120 107V109H121V106H119ZM119 107L118 108H116V109H119ZM229 107V109L231 108V106L229 105L228 106ZM73 108V107H72ZM74 108H75V106H74ZM83 108H81V109H83ZM93 108V109H92ZM122 108H123V106H122ZM128 108V107H127ZM130 108V107H129ZM232 108H233V106H232ZM231 108V109H232ZM77 109V108H76ZM98 109V108H97ZM234 109V108H233ZM66 110V111H65ZM84 110V109H83ZM90 110V111H91ZM225 110V109H224ZM228 110V108H226V110H225V112ZM223 111V110H222ZM221 111V112H222ZM233 110H228V112H232ZM225 112L223 111V115H222V113H220V112H218V113H220V114H218L217 113V115H216V120L214 121V123H215V125H216V127H218V130H219V128H220V130L222 131H220L221 133V135H223V136H219L218 137V140L216 139L217 137H216V135L218 136V132H212V134H214L213 136H212V134L210 133V135H208V134H204L205 136H208V140L207 141H205L206 139H204V138H202V139H204V142H206V143H208L209 141H213L212 139L213 138H215L217 141H219V139L221 138V140H222V143L223 144H225L226 142H227V140L229 141V138H227V137H229L228 135H226V133H228L227 132V130L225 131V129L223 130V127H224V121H225ZM241 112H244V113H246L247 114V111L246 110H244V111H241ZM62 113V114H61ZM95 113H97V115L95 116L96 118L98 117V121H99V123L100 124H98V126L99 125H104V123L108 120V118H110L111 119V117H109V115L110 114H112L111 112H110V114H108V116H104V115H100V113H99V109H98V112H95ZM204 113L205 114H207V112L206 111H204ZM249 113V112H248ZM113 114H114V112H113ZM112 114V117L113 116H116V113L113 115ZM229 115H231L232 113H228ZM0 115H1V113H0ZM89 115H91V114H89ZM245 115V114H244ZM248 115V114H247ZM247 115H245V117L247 118L248 116ZM92 116V115H91ZM79 117H80V115H79ZM87 117V119H88V115L86 116ZM129 117V116H128ZM224 117V118H223ZM226 117H228V116H226ZM244 117V118H245ZM2 118V117H1ZM74 118V117H73ZM78 118V117H77ZM76 118V119H77ZM90 118V117H89ZM95 118V119H96ZM143 118V117H142ZM142 118H141V120H142ZM245 118V119H246ZM8 119H6V120H8ZM109 119V120H110ZM116 119H118V118H116ZM116 119H114L113 118V120H116ZM125 119V118H124ZM229 119H232V116L230 117L229 116ZM238 120H240V122H237V121H235V122H232V123H234V124H236V122L237 123H239L240 125L243 123V124H245V122H246V120H244L243 122H241L242 120L240 119V118H237ZM82 120V121H81ZM84 120V121H83ZM120 120V119H119ZM144 120V119H143ZM142 120V121H143ZM96 120H94L93 119V123L95 122ZM138 121H140V120H137V124H138ZM145 121V120H144ZM147 121V120H146ZM12 122V121H11ZM76 122V121H75ZM131 122H133V120L131 121ZM134 122H135V120H134ZM141 122V121H140ZM98 122H96V124H97ZM121 123V125L123 124V122H120ZM145 123V122H144ZM155 123V122H154ZM157 123H159V122H157ZM34 124V123H33ZM51 124H52V122H51ZM85 124V123H84ZM92 124V123H91ZM141 124H143V123H141ZM149 124V123H148ZM228 124V123H227ZM226 124V125H227ZM242 124V125H243ZM35 125V124H34ZM80 124H78V126H79ZM94 125H95V123H94ZM145 125V124H144ZM144 125H140V123H139V125L138 126H144ZM215 125H214V129L216 128L215 127ZM2 126V125H1ZM1 126H0V128H1ZM21 126V125H20ZM36 126V125H35ZM149 126V127H148ZM156 126V125H155ZM228 126V125H227ZM236 126V127H235ZM239 126V125H238ZM238 126H237V124L236 125H234V128H238ZM22 127V126H21ZM100 127V126H99ZM226 127V126H225ZM230 127L232 128V126H231V123H230ZM56 128V127H55ZM79 128H80V130H79ZM96 128V127H95ZM141 129H142V127H140ZM144 128H145V130H144ZM144 128L142 129V130H144V132H146V131H148L147 129H151V130H153L152 128L153 127H150V125H146V126H144ZM222 128V129H221ZM85 129V130H84ZM155 129H156V127H155ZM175 129V128H174ZM188 129V128H187ZM184 130V134H182V135H185V136H187V137H185V139H189V135H190V138L192 137L191 135H195V136H197V135H199V133H201V131L200 130H198L199 132H198V134L197 133H195L194 131H192V129H191V132H194L193 134H190V133H187V131L188 130ZM214 129H212V130H214ZM217 129V128H216ZM238 129H240V126H239V128ZM4 127L2 126V128L0 129V136H3L2 135V133L4 134ZM50 130V129H49ZM183 130V129H182ZM11 131V130H10ZM28 131V130H27ZM59 131V130H58ZM114 131V130H113ZM155 131V130H154ZM156 131H157V129H156ZM156 131H155V133H156ZM226 133H225V132ZM229 131V130H228ZM240 130H238V132H239ZM149 132V133H148ZM147 132V134L146 135H148V134H151V132L152 131H148ZM174 132L175 133H169L168 132V137H166V133L164 134V132H163V136H162V138H165L166 140L167 139H172V136L174 137V136H178V134H180V133H178L179 132V130L177 131V129H176V131L174 130ZM178 134H177V133ZM204 132V131H203ZM224 132V133H223ZM9 133V132H8ZM8 133H6V134H8ZM46 133H48V132H46ZM117 133V132H116ZM116 133H114L115 135H117V134H119V132L116 134ZM159 133H161V131L159 132ZM158 133V134H159ZM112 134H113V132H112ZM157 134V133H156ZM170 134H173L172 136H170ZM176 134V135H175ZM180 134V135H181ZM189 134V135H188ZM229 134V133H228ZM20 135V136H21ZM179 135V136H180ZM204 135H201V136H204ZM9 136H10V134H9ZM148 136H150V135H148ZM151 136H153L152 134H151ZM150 136V137H151ZM165 136V137H164ZM176 136V138L175 139H177L178 137ZM200 136V137H201ZM215 136V137H214ZM30 137V138H29ZM170 137V138H169ZM4 139H5V137H3ZM2 137H0V141L2 142H5L4 141V139H3ZM54 138V139H53ZM58 138V137H57ZM180 139L182 138L181 136L179 137ZM184 138V137H183ZM182 138V139H183ZM207 138V137H206ZM227 138V139H226ZM161 139V138H160ZM164 139V140H165ZM174 139V138H173ZM181 139V140H182ZM231 139V138H230ZM19 140V139H18ZM193 140V139H192ZM196 140V139H195ZM216 140H214V141H216ZM220 140V141H221ZM21 141H23V139L21 140ZM105 141V142H104ZM163 141V140H162ZM182 141H185V140H182ZM3 142H2V144L1 145H3ZM16 142V141H15ZM25 141H23V143H24ZM189 142V141H188ZM225 142V143H224ZM231 142V141H230ZM185 143V142H184ZM25 144V143H24ZM15 145H17V144H15ZM28 145V144H27ZM226 145V144H225ZM224 145V146H225ZM7 146V145H6ZM2 147H4V146H2ZM12 147H13V145H12ZM18 147V146H17ZM32 147V146H31ZM1 148V147H0ZM7 148H10L9 147V145H8V147ZM6 148V149H7ZM27 148V147H26ZM26 148L23 146V147H21V148H11V150L10 149H8V151H9V154L8 155H11V157H10V159H8L7 158V156H6V158L8 159H6L5 161V163H3L2 165L0 164V182L1 183H3L1 180L2 179H4V180H8V179H10V178H6L5 176H7V175H12L13 173H14V171H15V169L14 168H16V167H14L13 168V166H10L11 164L9 163V161H11V163H12V161L13 162H15V163H17V162H21L22 163V161H21V159L22 158H25V165H23V166H25V167H31V169H33L32 167H33V162H31L32 160H35V161H37V159H35L34 158V153H33V151L31 150V148H29L30 150H31V152H29L30 150H28V148H27V150H26ZM251 148V147H250ZM253 148H255V147H252V149H251V151L253 150L254 151V149ZM2 149H5V148H2ZM181 149V150H180ZM179 150L181 151V153L183 152V147L182 148H180ZM189 149V148H188ZM187 149V150H188ZM256 149V148H255ZM176 150H178V149H176ZM178 150V151H179ZM243 150L244 151H246V150H248V151H246V152H249L252 156L251 157H256V156H253V155H255V154H252V152H250V149H247V148H243ZM8 151H6L7 153H8ZM36 151V150H35ZM171 151H175V150H171ZM178 151H175V152H178ZM257 151V150H256ZM256 151H254V152H256ZM5 152V151H4ZM186 152V151H185ZM188 153H189V150L187 151ZM3 153V152H2ZM179 153V152H178ZM181 153H179L178 154V156H176L177 157V159H179V160H182V161H187V160H190L191 161V163L193 162L191 159H188L189 158V156H190V153L188 154V153H186V154H188V155H185V154H181ZM239 153H241V152H239ZM243 153V152H242ZM4 154V153H3ZM163 154V153H162ZM264 154V153H263ZM2 155V154H1ZM0 155V157H2ZM40 155V154H39ZM93 155V156H92ZM177 155V154H176ZM198 155V154H197ZM241 155V154H240ZM259 155V154H258ZM257 155V156H258ZM174 156V155H173ZM199 156V155H198ZM203 156V155H202ZM202 156H199L200 158H202ZM242 156H246L247 157V155H243L242 154ZM262 156H264V155H262ZM261 156V157H262ZM160 157V159H162L161 157H163V156H159ZM175 157V158H176ZM191 157V156H190ZM196 157V156H195ZM53 158H55L56 160H57V164L58 165H55L54 164V162L52 161V159ZM250 158V157H249ZM256 158H258V157H256ZM256 158L254 159V160H256ZM2 159H4V157L2 158ZM158 159V158H157ZM156 159V160H157ZM193 160H196V158L194 159V158H192ZM251 159V158H250ZM165 160V159H164ZM1 161V160H0ZM17 161V162H16ZM24 161V160H23ZM63 161H68V163L70 162L71 164H73L74 165V167L75 168H78V170H83L84 172H88V173H90V178L89 177H86V176H83L84 178H81L82 176L80 175V180L82 181V180H84L85 179V177H86V179L87 178H89L90 180L88 181V179H87V182L86 183H90L91 182V179L94 177V176H92V174H94V175H99V176H101L104 180H102V183L101 182H98V179L99 178H97V179H92V183L94 184L95 182H93V180L94 181H97L96 183H98L97 184V186L99 185V183H101V185H99L98 187H101V188H104V189H106V188H112V192H115L117 195H118V197H117V200H116V194H114V196H102L101 198H98V196H96L97 194L96 193H94V194H91V193H89V192H87V193H83V192H78V193H74V192H76L75 191V189H73V188H71L70 187V185H69V183H71L70 181H72V180H70V178H73V175L75 174V173H77V175H78V171H76L75 172V170L76 169H74V170H72L71 168V170H70V172H69V175H71L69 178H65V177H60L59 175H58V173L57 174H55V171L56 172H58V171H60V170H63L64 171V169L66 168V166L63 168H61L60 167V165H61V162H63ZM91 161H94L93 163H91ZM121 161V162H120ZM178 161V160H177ZM197 161H200L199 159L198 160H196L195 162H196V164L198 163ZM203 161L204 160H202L201 161V163H203ZM258 161V160H257ZM3 162V161H2ZM53 162V163H52ZM116 162H117V164H118V162H119V170L116 172V176H111L110 174H111V172H110V170L112 169V164H114L115 163V165H117L116 164ZM188 162V164L190 163L189 161H187ZM205 162V161H204ZM24 163V162H23ZM22 163V164H23ZM60 163V164H59ZM5 164L6 165H8V164H10V165H8V166H10V168H7V167H5ZM13 164V163H12ZM70 164V165H71ZM188 164L187 165H185V166H187L188 167ZM64 165V164H63ZM63 165H61V166H63ZM183 165V164H182ZM202 165V164H201ZM54 166V167H53ZM118 166V165H117ZM116 166V167H117ZM190 166V165H189ZM198 166H200L199 165V163H198ZM213 166V165H212ZM69 167V166H68ZM67 167V168H68ZM71 167V166H70ZM201 167H204V168H198L197 167V169H199L198 170V173L200 174V176H204L205 178H206V176H205V174H207L208 172H209V170L211 169V168H213V167H210L209 168V166L207 167L206 165L204 166V164L201 166ZM214 167H216L215 168V171L213 172V175H214V173L215 172H217L219 175H221V172H219V168H218V166H214ZM7 168V169H6ZM12 168V169H11ZM28 168H25V169H28ZM34 168H36V167H34ZM57 168H60L58 171L56 170ZM66 168V169H67ZM118 168V167H117ZM149 168V169H148ZM194 168H196V166L194 167ZM218 168V169H217ZM69 169V168H68ZM115 169V168H114ZM113 169V170H114ZM206 169H207V173H206ZM9 170H10V172H9ZM16 170H17V168H16ZM30 170V169H29ZM214 170V168L212 169V170H210V172H212ZM220 170H223V169H221L220 168ZM26 171V170H25ZM28 171V170H27ZM33 171V170H32ZM31 171V172H32ZM69 171V170H68ZM115 171V170H114ZM172 171V172H171ZM197 171V170H196ZM264 171V170H263ZM75 172V173H74ZM150 172H151V170H150ZM171 172V173H170ZM225 172V171H224ZM223 172V173H224ZM16 173H17V171H16ZM70 173H74L73 175L72 174H70ZM113 173V172H112ZM155 173V172H154ZM157 173V172H156ZM217 173H216V175H217ZM37 174H39V173H36V175ZM85 175H87L86 173H84ZM113 175V174H112ZM153 176H154V174H152ZM151 175V176H152ZM179 174L177 173V176H178ZM30 176V175H29ZM29 176H28V178H29ZM51 176V177H50ZM59 176V177H58ZM92 176V177H91ZM176 176V177H177ZM218 176V175H217ZM217 176H215V177H217ZM222 176L223 175H221L220 177L222 178ZM38 177H40V176H38ZM67 177V176H66ZM75 177H77L76 175H75ZM79 177V176H78ZM219 177V178H220ZM229 177V175H227V178ZM218 177L216 178L217 180L219 179ZM30 179V178H29ZM42 179V178H41ZM52 180H54L53 178H51ZM11 180H12V178H11ZM26 180V182L24 183V185H20V186H15L14 185V183L13 182H10V180L9 181H7V184L6 185H4V184H1L0 183V191H1V189H6V190H8L7 192H9L10 190H16L15 192H16V194L14 195L13 193H14V191H10V192H12V193H10V194H6V196H10L11 194V198L10 199H13V202L12 203H14V207H13V209L12 210H16V212H18L19 213V215H17V213H15V214H13V213H11V202L9 201V203H10V205H9V207H10V210H8L9 208H7V206L4 204V201L6 200H8V199H5V197H4V195H2L3 197H4V201H1V199L3 200V198H1L0 199V211L2 212V213H6V214H8V215H11V216H13V215H17V216H19V217H17L18 219H21V217H22V219H23V221L25 220V218H29V217H36V218H38V217H40V216H42L43 218L45 217V218H47V216H45L44 215V211H45V207L47 206V202L46 201H48L47 200V198H49L50 196L49 195H47V193H48V191L46 192L45 191V193L43 194V195H41V197H40V195H39V197L40 198H35V199H31V198H34V196L33 197H25L24 196V194L23 193H21L22 191H25V187L26 188H28V187H36V185H34V182H32V181H30V180H28V179H25ZM48 180V181H49ZM52 180H50V181H52ZM58 180V181H57ZM70 180V181H69ZM99 180H101V179H99ZM243 180H245V178L244 179H242V181ZM262 180V179H261ZM23 181H24V179H23ZM47 181V180H46ZM264 181V180H263ZM8 182H10V184L8 183ZM82 182H84V181H82ZM244 182H246V180L244 181ZM92 183H91V185H92ZM263 184H264V182H262ZM262 183H260V186L262 185L263 186V184ZM9 184V185H8ZM13 184V185H12ZM21 184H23V183H21ZM2 185H4V186H2ZM29 185V186H28ZM88 185V184H87ZM42 186V185H41ZM40 186V188H42ZM88 186H90V185H88ZM92 186H95L96 187V185H92ZM91 186V187H92ZM56 187V188H57ZM73 187V186H72ZM91 188V190H96V189H99V188ZM262 189H264V186L263 187H261ZM28 189H31V188H28ZM33 189H35V188H33ZM43 189V188H42ZM72 189V191H70ZM122 189H125V190H123L124 192H128V195H129V197H130V199H136V198H140L139 200L141 201L140 202V204H138V205H140L139 207H132V206H128V207H125L124 206V208L123 207H121V208H119L120 206H119V202H120V199H122V198H120V199H118L119 197H120V194H121V192H122ZM50 190V189H49ZM126 190H128V191H126ZM110 191H111V189H110ZM5 191L3 190V194H5L4 193ZM92 192V191H91ZM94 192H96V191H94ZM264 192V191H263ZM51 193V192H50ZM49 193V194H50ZM70 193V194H69ZM41 194V193H40ZM96 194V195H95ZM124 193H122L121 195H123ZM51 195V194H50ZM125 195V194H124ZM1 196V192H0V197H2ZM46 197V198H45ZM108 197H110V199L112 198L114 201H111L110 199H108ZM6 198H8V197H6ZM27 198H28V200H30V201H27L26 202V205H22L21 207L19 206L20 205V202H23V201H25V200H27ZM115 198V199H114ZM46 200V201H45ZM119 200V201H118ZM134 200H130L131 202H133ZM5 201V202H6ZM50 201V200H49ZM118 201V202H117ZM137 201V200H136ZM136 201H135V203H136ZM46 202V203H45ZM117 202V205H118V207H115V210H116V212H111V209L113 208V206H115L116 203ZM8 203V202H7ZM137 203H138V201H137ZM22 204H24V202L22 203ZM46 204V206L44 207V205ZM115 204V205H114ZM131 204V203H130ZM214 204V203H213ZM56 205V206H55ZM63 205V204H62ZM116 205V206H117ZM136 205V204H135ZM48 206V207H49ZM55 206V207H54ZM90 206H92V207H94L95 209H97L96 211H97V213H95L94 214V216L92 215L91 217H88V218H85L84 217V215H89L90 213L89 212H86V210L85 209H87V207H90ZM75 207V206H74ZM112 207V208H111ZM143 207H145L144 209L145 210H147L146 211V213H148V217H147V219H146V216H147V214H145V213H143L142 211H143V209H140V208H143ZM7 208V209H6ZM50 208V209H51ZM67 208H68V206H67ZM119 208V209H118ZM44 209V210H43ZM47 209V208H46ZM109 209H110V211H109ZM114 209V208H113ZM118 209V210H117ZM14 210V211H15ZM18 210V211H17ZM49 210V209H48ZM88 210H90L89 208H88ZM87 210V211H88ZM142 210V211H141ZM13 211V212H14ZM57 213H59L60 211L58 210H55ZM47 212H49V211H47ZM46 212V213H47ZM50 212H51V210H50ZM86 212V213H85ZM95 212V211H94ZM113 213L112 215H116V217L118 218V220L119 221H116V223H114V217H111V216H109V213ZM55 213V212H54ZM74 213V212H73ZM83 213H85L84 215H83ZM88 213V214H87ZM49 214V217L46 219V221H45V224H47V227H50V228H52V227H54L55 226V224H56V222L55 221H57L56 219L58 218H55V216H57L56 215V213H55V215L53 214V213H51V215H50V213H48ZM47 214V215H48ZM140 214H141V216H140ZM7 215V216H8ZM59 215V214H58ZM233 215V217H234V214H232ZM235 216H236V214H235ZM131 217H134V218H136L137 220H142V221H144V220H146L147 222H146V225L145 226H147V223H155V227L157 226V225H159V224H162V225H164V226H166L167 227V229L168 230H170V231H172L174 234L173 235H168L167 234V236L165 237H163V238H161L160 240H159V242L158 243H153V244H148V245H146V248L145 247H143V249L144 250H140V248H142V247H140V246H142L143 244L142 243H140V240H141V234H142V231H144V228H143V225H141L143 222H141V224L138 222V224H136V226L132 229L133 231H131V234L130 233H126V235H128V239H130L131 241H130V244L131 245H129V246H131V251H130V253L131 254H134V255H132V256H130L129 254L126 256L125 255V258L123 257V255L121 254V251H120V249H121V246H120V242H118V244L116 243L117 242V239H116V237H114V235L115 234H119V235H121V234H123V230H124V227H125V225H127V224H125V220L126 219H128V218H131ZM149 217H151L150 219H149ZM155 217V219H153ZM156 217H158V218H156ZM160 217V218H159ZM12 218V217H11ZM16 218V219H17ZM111 218H113V222L112 221H110V219ZM116 218V219H117ZM39 219H41V218H39ZM120 219L122 220V221H120ZM157 219V220H156ZM48 220V221H47ZM60 221H61V219H59ZM65 220V219H64ZM130 220V219H129ZM131 220H133V219H131ZM253 220V219H252ZM22 221V222H23ZM26 221V220H25ZM63 221V220H62ZM149 221V222H148ZM160 223H159V222ZM236 221H238V220H236ZM58 222V221H57ZM120 222V223H119ZM135 222H137V221H135ZM239 222V221H238ZM23 223H26V222H23ZM133 223H134V221H133ZM159 223V224H158ZM63 224V225H64ZM157 224V225H156ZM88 225V226H87ZM153 225V224H152ZM87 226V227H86ZM255 226H257V228L258 229H256V228H254ZM84 227L86 228V229H84ZM148 227H149V224H148V226H147V229H148ZM143 228V229H142ZM146 228V227H145ZM100 229L102 230L103 229V231H105L109 236L107 237V240H106V238H104L103 237V239H105V240H103V239H101L102 240V242H101V240H100V238H97V236H96V234H98V230L100 231ZM126 230H128V229H126ZM262 230H263V232H262ZM97 231V232H96ZM125 231V230H124ZM150 231V230H149ZM258 231H261L262 233L261 234H258ZM90 232V231H89ZM101 232V231H100ZM104 232V233H105ZM120 232H122V233H120ZM172 232H171V234H172ZM180 232L183 234V235H181L180 234ZM105 233V234H106ZM168 233V232H167ZM2 234H4L3 232H2ZM82 234H84V233H82ZM130 234V235H129ZM30 235V234H29ZM28 235V236H29ZM65 235V236H64ZM125 235V236H126ZM199 235V236H198ZM26 235H24V243L22 242V240H20L21 241V244H20V241H19V243H16V245H21L19 248H21V247H24V246H30V243L32 242L31 241V239H32V237L33 236H36L35 234L34 235H31V236H29L28 238H26L25 237ZM63 237H65L66 238V240H70V238H72V237H70L71 235H69V237H66V234H63L62 235ZM68 236V235H67ZM82 236V235H81ZM83 236H85V235H83ZM122 237H123V235H121ZM21 237V236H20ZM23 237V236H22ZM37 237V236H36ZM75 237V236H74ZM109 237H113L112 238V242L111 243H108V240L110 239L111 240V238H109ZM118 237H120V236H118ZM26 238V239H25ZM79 238V237H78ZM184 238V239H185ZM75 239H77V238H75ZM97 239H99V240H97ZM126 239H127V237H126ZM126 239H125V243H126ZM173 239H174V237H173ZM33 241H34V239H32ZM36 240V239H35ZM78 240H80V238L78 239ZM109 240V241H110ZM113 240L114 241H116L115 243H113ZM175 240V239H174ZM9 241V240H8ZM86 241V240H85ZM86 241V242H87ZM105 241V242H104ZM55 243L57 242V241H54ZM124 242V241H123ZM128 242V241H127ZM142 242V241H141ZM117 244V246L119 245L120 246V248L119 247H117V246H115V247H112V245L111 244ZM129 243V242H128ZM170 243H171V245H170ZM174 244H175V242H173ZM5 244L7 245L8 244V242H7V238H6V236H4V235H1V233H0V246L2 247V248H4L5 247ZM32 244V243H31ZM52 244H54V243H52ZM60 244H62V243H60ZM60 244H58V246L60 245ZM64 244V243H63ZM62 244V245H63ZM161 244H163V245H161ZM164 244H166V246H168V244L170 245V246H168V247H164ZM173 244V245H174ZM92 247H91V246ZM122 245V244H121ZM150 245V246H149ZM163 246V247H159V246ZM51 246V245H50ZM49 246V247H50ZM61 246V245H60ZM67 246V245H66ZM123 246H124V244H123ZM144 246V245H143ZM172 247L174 248L173 250H172ZM179 247H180V245H179ZM26 248V247H25ZM65 248V247H64ZM91 248V249H90ZM94 250H93V249ZM164 248V249H163ZM165 248L166 249H168V250H165ZM171 248V250L169 251V249ZM215 248V249H214ZM55 249H57V250H55ZM129 249H130V247H129ZM150 249V250H149ZM160 249H162V250H160ZM91 250H92V252H94L95 253V251H96V253L98 252L99 253V255L97 256L96 255V253H95V255L93 254L92 255V252H91ZM178 250H180V249H178ZM22 251V250H21ZM20 251V252H21ZM169 252V254L171 255V253H172V255L170 256V255H168V256H162V255H164L163 253H168ZM182 252V254H183V250H181ZM187 252L189 251V250H186ZM185 251V252H186ZM50 252V253H49ZM171 252V253H170ZM175 252V253H174ZM195 252V253H194ZM224 252V253H225ZM100 253L103 255L102 256V258H101V255H100ZM107 253V255L108 256H106L105 254ZM162 253V254H161ZM54 254L55 255H57V258H55L54 257ZM114 257V261H112L111 262V259H108V257L109 256H111V255ZM148 254V255H149ZM178 254V253H177ZM121 255H122V257H123V259H121L122 257H121ZM179 255H181L180 254V252H179V254H178V256H176L177 258L179 257ZM254 255H258V257L255 259V257H254V259L255 260H253L252 258H253V256ZM59 256V257H58ZM106 256V257H105ZM143 256V257H142ZM145 256V257H146ZM150 256V258H151V255H149ZM184 256V255H183ZM162 257H165L164 259H162ZM175 257V258H176ZM182 256H180L179 258H181ZM178 258V259H179ZM225 258V257H224ZM2 259V256L0 255V260ZM107 261H106V260ZM162 259V260H161ZM70 260H72V261H70ZM110 260V261H109ZM146 260V259H145ZM144 260V261H145ZM183 260V261H184ZM69 261H70V263H69ZM119 261V262H118ZM140 261V260H139ZM152 261H154V259L152 260ZM179 261V260H178ZM178 261L175 263V261H174V263L175 264H177L178 263ZM201 261V260H200ZM199 261V262H200ZM30 261H28V263H29ZM123 262H124V260H123ZM146 262V261H145ZM169 262H171V263H169ZM195 263H196V261H194ZM192 263V262H191ZM198 263V262H197ZM153 264V263H152ZM154 264H159V262H156V263H154Z\"/></svg>","mask_w":264,"mask_h":264}]
</instances>
